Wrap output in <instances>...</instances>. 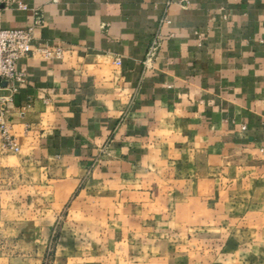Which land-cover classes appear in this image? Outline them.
<instances>
[{
	"label": "crops",
	"instance_id": "obj_1",
	"mask_svg": "<svg viewBox=\"0 0 264 264\" xmlns=\"http://www.w3.org/2000/svg\"><path fill=\"white\" fill-rule=\"evenodd\" d=\"M1 1L10 2L2 28L29 27L35 10L43 23L31 54L16 62L23 81L3 113L19 150L0 136V210L16 216L0 217L11 231L0 242H31L21 226L50 227L86 172L79 193L98 198L99 179L133 168L154 132L173 128L224 158L264 149V0ZM156 33L160 47L145 68ZM57 48L61 57H45ZM78 202L74 210L89 208ZM81 222L100 225L65 220ZM15 252L0 249V264H20Z\"/></svg>",
	"mask_w": 264,
	"mask_h": 264
},
{
	"label": "rangeland",
	"instance_id": "obj_2",
	"mask_svg": "<svg viewBox=\"0 0 264 264\" xmlns=\"http://www.w3.org/2000/svg\"><path fill=\"white\" fill-rule=\"evenodd\" d=\"M155 36L160 47L159 34L150 42ZM153 63L142 61L145 68ZM192 141L173 128L154 132L133 168L99 179L98 198L79 193L91 177L86 172L50 227L21 226L31 242L1 241L0 249L18 251L20 264H264V149L224 158ZM107 150L102 146L95 162L100 171ZM78 201L89 208L74 210L70 203ZM12 212L0 210V217H16Z\"/></svg>",
	"mask_w": 264,
	"mask_h": 264
},
{
	"label": "built area",
	"instance_id": "obj_3",
	"mask_svg": "<svg viewBox=\"0 0 264 264\" xmlns=\"http://www.w3.org/2000/svg\"><path fill=\"white\" fill-rule=\"evenodd\" d=\"M10 2L0 0V136L3 139L4 147L17 152L18 147L10 138L7 131V125L3 117L6 111V104L13 99V96L19 89L23 81L24 72L16 69V62L20 58L27 57L31 54V42L33 40V31L36 27L42 25L41 11H33V22L24 29H5L1 26V13L5 6ZM21 9H26V5L17 1ZM5 5V6H3ZM159 47V38L155 36L149 43L148 49L144 57V64L150 65L156 56ZM45 57L51 56L61 57L62 50L60 48L54 51L43 50ZM116 64H120V60H115ZM1 84H4L2 86Z\"/></svg>",
	"mask_w": 264,
	"mask_h": 264
},
{
	"label": "water",
	"instance_id": "obj_4",
	"mask_svg": "<svg viewBox=\"0 0 264 264\" xmlns=\"http://www.w3.org/2000/svg\"><path fill=\"white\" fill-rule=\"evenodd\" d=\"M2 86H4V84H1Z\"/></svg>",
	"mask_w": 264,
	"mask_h": 264
}]
</instances>
